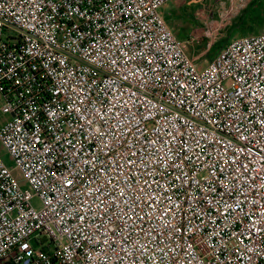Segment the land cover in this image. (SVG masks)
I'll use <instances>...</instances> for the list:
<instances>
[{"label": "built area", "instance_id": "2783aa9c", "mask_svg": "<svg viewBox=\"0 0 264 264\" xmlns=\"http://www.w3.org/2000/svg\"><path fill=\"white\" fill-rule=\"evenodd\" d=\"M170 1L0 0V264H264V30Z\"/></svg>", "mask_w": 264, "mask_h": 264}, {"label": "rangeland", "instance_id": "374dc122", "mask_svg": "<svg viewBox=\"0 0 264 264\" xmlns=\"http://www.w3.org/2000/svg\"><path fill=\"white\" fill-rule=\"evenodd\" d=\"M248 2L249 0H171L161 10L177 37L187 40L190 36H197L193 43L187 44V50L190 55L199 56L198 63L204 66L215 56L219 46L253 33L251 28L241 29L233 25ZM5 106L6 100L0 93V126L11 119V115L4 111ZM0 151L5 153L1 144ZM5 159L10 164L7 154ZM17 176H20L19 172ZM23 186L26 187V184ZM34 204L38 206L37 199Z\"/></svg>", "mask_w": 264, "mask_h": 264}, {"label": "trees", "instance_id": "16d2710c", "mask_svg": "<svg viewBox=\"0 0 264 264\" xmlns=\"http://www.w3.org/2000/svg\"><path fill=\"white\" fill-rule=\"evenodd\" d=\"M234 27L244 29L246 27L251 28L253 33L256 34L264 30V0H249V2L243 8L240 16L233 23ZM226 42L225 44H227ZM225 44L219 46L217 52L222 49Z\"/></svg>", "mask_w": 264, "mask_h": 264}]
</instances>
